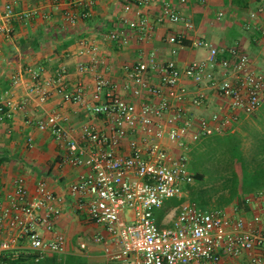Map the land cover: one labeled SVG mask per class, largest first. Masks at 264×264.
<instances>
[{
    "label": "built area",
    "instance_id": "1",
    "mask_svg": "<svg viewBox=\"0 0 264 264\" xmlns=\"http://www.w3.org/2000/svg\"><path fill=\"white\" fill-rule=\"evenodd\" d=\"M38 2L35 10L20 13L7 4L0 12V33L11 37L14 20L48 19L49 14H43L42 9H58L64 4V19L75 24L91 16L97 0ZM180 2L186 4L187 0ZM224 16L221 11L216 19ZM164 20L194 30L193 22L171 3L162 8L158 21ZM132 27L142 33L153 30L147 19L132 23ZM246 28L251 29V24ZM257 29L264 35V29ZM183 37L171 35L167 39L170 58L161 59L152 51L124 65L122 86L134 97L123 96L119 85L101 73H94L90 91L82 80L68 85L66 66L52 76H46L43 67L30 69L31 82L24 97H0V123L26 110L31 101L47 103L54 93L90 115L78 132L56 110L35 125L50 131L64 145L61 164L84 169L67 191L77 209L102 224L120 248L110 255L109 264L132 256L134 264H221L226 256L243 255L249 257V264H264V225L259 214L252 220L234 217L226 207L205 208L185 199L189 194L186 187L195 180L189 164L190 146L207 136L239 130L246 118L262 108L264 69L243 49H226L204 39L193 40L192 47L206 49V55L182 67L173 55L183 46ZM108 39L129 42L120 30ZM97 53V46L79 49L78 73L94 70L99 63ZM86 54L92 65L83 59ZM212 96L218 101L211 113L193 111L205 109ZM32 141L31 137L30 145ZM12 184L13 189L0 197V264L5 255L17 258L32 254L39 260L51 253H67L68 239L56 228L66 197L50 188L45 179L36 183L34 191L24 176L16 177ZM262 196L264 190L248 196L245 205ZM173 198L185 200L165 216L170 225L161 226L156 212ZM232 208L240 207L234 202ZM104 238L100 234L96 240Z\"/></svg>",
    "mask_w": 264,
    "mask_h": 264
},
{
    "label": "crops",
    "instance_id": "2",
    "mask_svg": "<svg viewBox=\"0 0 264 264\" xmlns=\"http://www.w3.org/2000/svg\"><path fill=\"white\" fill-rule=\"evenodd\" d=\"M29 2L30 0H0V12L7 4H12L19 13L31 12L39 7L38 0H34L32 5ZM140 2L143 3L139 5ZM165 3L177 6L185 18L193 22L194 30L188 31L182 24H173L168 20L159 22ZM66 6L64 4L58 9L52 6L42 9L43 14H49L48 19L38 17L27 21L15 20L19 22V27L16 29L13 27L11 37L0 33L2 50L0 56L6 50L8 55L13 51L16 56H20L19 60L6 59V65L0 62V75L3 78L0 80V86L4 81L10 83L8 89L1 90L0 97L18 99L24 97L31 82L30 69L43 67L46 76H52L56 70L64 66L68 71L69 86L82 80L92 91L95 83L94 73L97 72L119 85V91L123 96L134 97L132 92L122 86L124 65L138 61L152 51L157 52L161 59L172 57L171 46L167 43L171 35L184 36L179 53L173 55L182 67L192 60L203 58L207 53L206 49L192 47L195 39L208 40L226 49L239 47L249 55L250 51L253 52V49L261 46L263 43L261 39H264V35L257 29V27L264 29V0H187L186 4H181L180 0H97L91 9V16L75 24L64 19ZM127 6H130L131 10L127 11ZM221 11L225 16L217 20V15ZM252 13H256L257 17L252 18ZM143 19H147L153 27L149 33H142L138 27H132V23L139 24ZM248 24L252 26L249 30L246 28ZM43 27L52 31L56 38L61 36L63 39L74 40V44L60 52L58 48L63 39L58 41L51 38L48 33L45 37L47 42L39 51L30 49L23 52L18 43L14 42V39L19 41L36 34ZM24 28H31L33 32L15 35L17 30ZM116 30L125 32L128 44L108 39V35ZM83 45L97 46L99 63L91 72L80 74L77 71V62L80 60L77 52ZM8 47L12 49L8 51ZM27 58L33 59V62ZM83 59L92 65L89 54L84 55ZM217 101L218 99L213 97L205 109L199 110L200 112L195 109L193 111L199 112L198 114L202 112L209 114L217 107ZM55 110L67 118L65 123L74 127L76 132L83 121L90 119V115H87L82 107L64 101L62 95L54 93L47 103L38 105L31 101L26 110L19 111L14 118H8L4 123H0V197H4L13 189L12 183L18 176L27 179L32 191L40 179H45L50 188L66 197L63 214L58 217L56 228L68 239L67 253L82 256L85 264H109L110 255L117 254L120 248L109 239L102 224L89 219L85 213L77 209L67 191L69 184L75 181L84 169L61 164V157L65 152L64 145L50 131H42L35 125L37 120ZM28 120L32 122L29 123ZM31 137L32 145L29 144ZM232 205L234 203L226 208L234 217L252 220L259 214L264 225V196L246 205L247 208L244 206L235 210ZM161 209L156 212L158 223L161 226H168L169 218L165 216L167 217L173 208L159 219ZM100 234L105 237L103 241L96 240ZM82 244H85V247H82ZM134 259L132 256L127 261L119 259L117 262L134 264ZM221 264H249V257L226 256Z\"/></svg>",
    "mask_w": 264,
    "mask_h": 264
},
{
    "label": "trees",
    "instance_id": "3",
    "mask_svg": "<svg viewBox=\"0 0 264 264\" xmlns=\"http://www.w3.org/2000/svg\"><path fill=\"white\" fill-rule=\"evenodd\" d=\"M13 24L15 29L19 27V22L14 20ZM47 30L43 27L36 34L20 39L18 47L23 52L39 51L47 42V33L58 41L63 39ZM61 43L60 52L69 49L74 40L63 39ZM0 80H3L1 75ZM3 86V90L8 89L10 83L4 81ZM241 128V131L207 136L191 150L193 159L189 162L195 170V183L186 187L189 194L185 199L205 208L222 209L234 202L244 208L248 196L264 190V105L246 118ZM246 140L251 141L249 150L245 147ZM185 199L167 200L159 219ZM2 264H85V261L73 253H51L39 260L32 254L17 258L5 255Z\"/></svg>",
    "mask_w": 264,
    "mask_h": 264
},
{
    "label": "rangeland",
    "instance_id": "4",
    "mask_svg": "<svg viewBox=\"0 0 264 264\" xmlns=\"http://www.w3.org/2000/svg\"><path fill=\"white\" fill-rule=\"evenodd\" d=\"M33 2H34V0H30V5H32L33 4ZM28 3V2H27ZM32 33L33 32V29H31V28H24L23 30L21 29V30H17V32H16V36H19V34L21 35V34H23V33ZM262 40V44H261V46H259L257 49H253V52L252 51H250V53L252 54V56H251V54H250V56L251 57H253V58H256V65L258 66V67H260V68H263L264 69V39L262 38L261 39ZM14 42H16V44L18 43V41L16 40V39H14ZM10 49H12V48H9L8 47V51H10ZM5 52V51H4ZM3 52V54L0 56V62L1 63H4V65H6V63H7V60L6 59H15V60H19L20 59V56H16V53H14L13 51H11V53H10V55H12V56H10V55H8L7 54V50H6V52L4 53ZM202 54V53H201ZM28 59V61H31V62H33V59H29V58H27ZM36 60V59H35ZM19 71V70H18ZM11 73V72H10ZM1 88H0V92H1V90H3V88H4V86L3 85H1L0 86ZM197 111H199V110H197ZM200 112V111H199ZM199 112H196V114H198ZM242 124H243V122H242ZM242 124H240V126H239V130H237V131H241V126H242ZM201 142V141H200ZM200 142H197L196 144H193V145H191L190 146V150H189V152H188V156H189V160L190 161H192V159H193V155L191 154V150L193 149V148H195L197 145H199L200 144ZM246 149L247 150H249L250 149V146H251V141L250 140H246ZM189 164H190V162H189ZM190 168H191V170L195 173V170L193 169V167L190 165ZM193 183H195V180H194V182ZM199 205V204H198ZM200 206V205H199ZM202 207V206H201Z\"/></svg>",
    "mask_w": 264,
    "mask_h": 264
}]
</instances>
